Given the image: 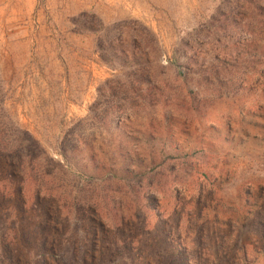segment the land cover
<instances>
[{
    "label": "rangeland",
    "instance_id": "374dc122",
    "mask_svg": "<svg viewBox=\"0 0 264 264\" xmlns=\"http://www.w3.org/2000/svg\"><path fill=\"white\" fill-rule=\"evenodd\" d=\"M259 2L0 0V129L51 159L33 212L0 192V264L40 262L34 241L46 264H264ZM107 35L137 42L153 86L128 90L131 69L101 61ZM74 134L86 148L65 163Z\"/></svg>",
    "mask_w": 264,
    "mask_h": 264
},
{
    "label": "trees",
    "instance_id": "16d2710c",
    "mask_svg": "<svg viewBox=\"0 0 264 264\" xmlns=\"http://www.w3.org/2000/svg\"><path fill=\"white\" fill-rule=\"evenodd\" d=\"M259 1L260 0H257L258 4L260 3ZM258 10L259 12H263L261 13V16L264 18V7L258 6ZM115 41L116 42L114 44L111 36L107 35L105 36L104 40L97 43V51L100 55L101 61L110 65V63H113L112 61L116 60L119 62L120 68L131 69V71L129 70V75L132 76L134 80H129L130 82L128 84V90L137 91V89H135L137 86H139V90H141V88L147 89V87L153 86L154 83L149 79V76L144 69L145 65H148L146 60L147 54H143L144 52L137 45V42L135 43L133 41L131 45L127 47L128 50H126V48H122L117 39ZM141 56H144V58L142 59ZM185 70H187V68H185ZM176 74L181 75V71L177 70ZM105 86L106 85H104V87ZM120 117L121 116H117L116 120H113L112 118L110 120L108 119L110 122L108 127L113 128L111 123L115 124L117 127ZM104 118V116H101L100 119L104 120ZM3 133L4 132L0 129V192L4 194V204L6 206H14V208L24 215H28V212H33V209L42 203L40 195L43 193V187L45 186L47 177L46 173H41L38 176L37 172V175H35V162L38 158V154L43 156L45 160L51 161V159H49L47 154L41 149L39 144L27 131L15 129V137L12 142L14 147L9 146L8 140L3 136ZM73 137L76 139V145H71V143H73V139L71 142L70 140ZM71 138H69L68 142H66L64 139L60 145V155L63 156L65 163H68V159L73 160V158H77L78 154L84 151L83 149L86 148V140L81 134L78 136L77 134H74L71 136ZM86 158L87 165L92 167L93 163L95 162L94 155L90 154ZM87 165L80 166V168L76 167L78 173L89 176V172H87ZM92 168L94 171H104L102 166L98 168L96 165H94ZM28 180H31L34 184V200H32V198H28L25 194L26 182ZM32 201L33 203L31 204ZM43 215H45V213ZM41 224L42 223L40 221V223L37 225L38 229L42 227ZM36 248L42 252V255L40 262H35L33 264H46L44 259L46 252H52L54 249L49 248L45 241H34V243L31 244L28 249L33 251ZM14 253L15 252H12L10 256H14Z\"/></svg>",
    "mask_w": 264,
    "mask_h": 264
}]
</instances>
